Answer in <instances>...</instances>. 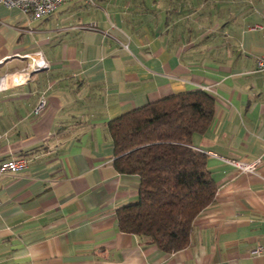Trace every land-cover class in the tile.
<instances>
[{
	"label": "crops",
	"instance_id": "crops-1",
	"mask_svg": "<svg viewBox=\"0 0 264 264\" xmlns=\"http://www.w3.org/2000/svg\"><path fill=\"white\" fill-rule=\"evenodd\" d=\"M93 1L38 18L0 4V164L28 161L0 176V264H264V0ZM198 89L215 99L192 145L216 199L168 253L119 228L140 177L115 168L108 124Z\"/></svg>",
	"mask_w": 264,
	"mask_h": 264
},
{
	"label": "trees",
	"instance_id": "trees-1",
	"mask_svg": "<svg viewBox=\"0 0 264 264\" xmlns=\"http://www.w3.org/2000/svg\"><path fill=\"white\" fill-rule=\"evenodd\" d=\"M215 113L206 90L175 93L112 119L114 166L140 177L138 199L118 208L120 230L172 253L187 247L196 217L216 199L207 154L192 145Z\"/></svg>",
	"mask_w": 264,
	"mask_h": 264
},
{
	"label": "built area",
	"instance_id": "built-area-1",
	"mask_svg": "<svg viewBox=\"0 0 264 264\" xmlns=\"http://www.w3.org/2000/svg\"><path fill=\"white\" fill-rule=\"evenodd\" d=\"M71 0H0V4L8 8H18L24 13L28 14L31 18H38L53 12L60 5L69 2ZM89 3H93V0H88ZM30 69L31 73L39 69L47 67L46 61L42 56H36L30 58ZM257 68L259 71H264V55L260 56L257 60ZM4 80V76L0 75V85ZM4 87V86H0ZM46 99L42 97L35 107V113L39 114L45 107ZM2 134L0 132V139ZM233 163L240 169L245 171H254L256 164L244 163L241 161H233ZM28 161L25 158H15L3 161L0 164V176L7 172H19L26 169ZM264 249L262 246H258L255 252H260Z\"/></svg>",
	"mask_w": 264,
	"mask_h": 264
}]
</instances>
